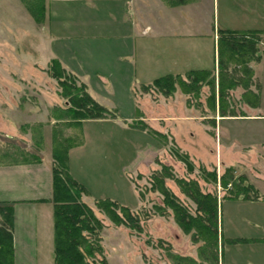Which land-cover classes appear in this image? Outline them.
<instances>
[{
	"label": "rangeland",
	"instance_id": "rangeland-1",
	"mask_svg": "<svg viewBox=\"0 0 264 264\" xmlns=\"http://www.w3.org/2000/svg\"><path fill=\"white\" fill-rule=\"evenodd\" d=\"M34 24L22 0H0V161L22 160L24 150L38 155L43 153L44 130L46 135L51 132V140L55 132L73 138L76 144L84 139L81 127L69 125L54 113V108H65L69 101L50 69L40 67L45 45ZM255 36L260 39L259 60L229 66L240 78L237 85L230 86L228 79L220 82L217 61L211 73L198 74L195 82L187 74L181 76V81L188 82L190 91L177 82L169 94L152 84L148 87L138 85L146 73L139 60L132 62L130 70L126 71L129 62L123 67L120 66L123 62L105 57L113 56L109 54L111 37L98 42L100 39L90 34L81 39L86 44L67 45L71 50L82 47L81 53L85 54L90 48L106 50L107 53L100 57L76 59L82 69L89 71L93 79L108 90L107 105L118 107L112 110L115 114H107V118L118 120L96 127L88 125L87 144L78 149L73 158L78 181L91 192L84 193L82 201L101 220L100 243L110 264H193L185 257L194 259V264H264V239H257L264 237V92L257 87L262 86L259 80L254 81V75L252 84L243 81L246 68H253L254 73L258 68L264 75L261 69L264 63L260 62L264 56V32ZM199 38L189 41V45H195L194 54L212 56L213 63L214 56H218L214 37ZM156 42V50L164 56H169L177 45L176 40L175 44L163 39ZM156 50L154 48V53ZM118 70L123 74L119 75ZM100 74L105 76L107 84ZM76 80L77 84L84 83L78 77ZM130 81L136 82L137 93L145 97V105L146 102L152 104L144 109L149 115H156L155 104L162 99L172 102L173 108L169 111L175 123L169 118L161 121V126L143 121L125 122L124 115L131 111L129 102L132 103L137 94L130 95ZM3 87L9 91L3 92ZM249 89L259 91L257 107L253 106ZM220 101L224 104L225 115L220 111ZM38 113L44 122L27 121ZM126 125L127 128L145 129L149 136L127 130ZM157 129H165V132ZM175 149L185 153L187 160L176 157ZM163 165L170 166L177 178L197 181L201 191L216 193L220 199L218 262L204 237L195 238L194 228L185 231L176 222L172 208L165 207L162 192L152 187L153 174L162 170ZM234 177L238 181L234 186L221 184ZM163 180L194 215L197 204L177 180L167 177ZM247 184L252 188L244 189ZM240 192H246L249 197L235 196ZM96 198H111L130 207L140 218V230L113 222L97 205ZM156 205L163 208L157 210Z\"/></svg>",
	"mask_w": 264,
	"mask_h": 264
},
{
	"label": "crops",
	"instance_id": "crops-1",
	"mask_svg": "<svg viewBox=\"0 0 264 264\" xmlns=\"http://www.w3.org/2000/svg\"><path fill=\"white\" fill-rule=\"evenodd\" d=\"M34 25L36 30H40L45 45V57L43 63H39L40 67L48 68L51 59L57 58L69 73L86 84L88 92L99 103L114 110L115 104L107 105L108 90L93 79L89 71L82 69L76 59L80 56L100 57L107 53L106 50L90 48L85 54L81 53L82 47L71 50L67 45L86 44L81 39L90 34H95L100 39L98 42L111 37L109 54L113 56L105 57L123 62L120 65L123 67L126 61L129 62L126 71L130 70L128 68L132 62L139 60L146 71L143 81L138 84L140 86L150 85L153 80L165 75L182 76L193 70L213 71L217 67V56H214L213 63L212 56H196L195 45H189L190 39H203L212 35L216 47L219 29L264 31V0H46L45 20L41 24L35 21ZM160 39L172 44L176 40L177 45L173 47L175 50L169 56L156 50V40ZM263 61L264 56L260 62L264 63ZM261 69L264 72V64H261ZM118 71L121 75L122 71ZM100 75L105 80V76ZM256 80L260 81L262 87L259 89L264 92V75L260 74L258 68H255L254 73V81ZM101 82L104 83L103 80ZM130 82L128 90L131 95L133 92L137 93V84ZM7 91L9 90H3ZM124 93L126 95L125 91ZM136 95L133 96V102H129L131 111L124 115L125 122L143 121L161 126V121L169 118L175 123L171 115L173 113L169 111L173 108L172 102L162 99L159 104H155L156 115L151 116L144 109L152 104L146 102L145 105V97L138 93ZM135 109L137 112L134 113ZM112 120L118 119L113 117L82 121L84 139L69 151V169L76 180L78 177L73 169L74 153L86 146L88 125L96 127L112 123ZM27 121L44 122V118L38 113ZM125 127L149 136L145 129ZM157 131L165 132V129ZM51 138V132L46 135L44 130L45 149L40 154L41 161H0V204H10L14 208V264H55ZM87 192L91 194L90 191ZM262 238L264 239H257Z\"/></svg>",
	"mask_w": 264,
	"mask_h": 264
},
{
	"label": "trees",
	"instance_id": "trees-1",
	"mask_svg": "<svg viewBox=\"0 0 264 264\" xmlns=\"http://www.w3.org/2000/svg\"><path fill=\"white\" fill-rule=\"evenodd\" d=\"M37 23H43L46 15L45 0H22ZM263 30H229L219 29L217 31V53L220 82L229 80V85L234 86L240 82V78L235 76L229 66L236 64H247L253 60H259L260 39L255 36L263 33ZM254 35V37H252ZM48 68L51 75L59 80L62 87V94L67 97L69 105L65 108H54L55 115L64 119V122L73 127H81L85 119L107 118V114H115L112 110L99 103L87 91L86 84L76 83V77L68 74V71L57 59H51ZM209 70H193L187 76L196 81L198 74H209ZM193 75V76H192ZM254 70L246 68L243 81L252 84ZM193 77V78H192ZM239 78V79H238ZM190 91L188 82L181 81V75H165L156 78L152 85L165 89L166 93L172 92L176 83ZM247 84L246 87H247ZM151 86L150 85H146ZM260 88V86H257ZM221 90V89H220ZM221 96H222V90ZM249 97L253 98V106L257 107L260 98L259 91L249 89ZM224 104L220 101V111L224 114ZM235 115V114H234ZM55 132V130H54ZM53 204H54V262L55 264H110L103 255V247L100 243L99 231L102 227L101 220L95 215L93 209L84 201L82 195L87 189L76 180L69 169V151L72 147L80 143H74L70 137H62L53 134ZM41 143V142H39ZM76 144V145H75ZM24 159H13L15 162H38L41 156L33 152L22 151ZM176 157L182 156L187 160L185 153H180L179 149L173 150ZM168 165H163L162 170L156 171L152 177V187L160 190L164 195L165 207L172 208L176 222L185 230L194 228L195 238L204 237L206 243L212 248V256L218 262L219 246V200L216 193L201 191L198 182L194 180H183L177 178ZM233 170V168H232ZM213 179L216 173H212ZM176 179L183 191L192 198L196 204V213L193 215L188 208L183 205L173 192L165 185L164 178ZM216 180V179H215ZM216 182V181H214ZM238 181L235 179L224 180L221 184L234 186ZM238 187V186H237ZM236 187V188H237ZM244 189H251V185L243 186ZM243 196L249 197L246 192H240ZM97 205L106 211L108 216L116 224H125L131 228L139 229L140 218L132 212L131 208L119 204L111 198H100ZM157 210L163 207L156 205ZM161 211V210H160ZM14 208L10 204H0V264H14ZM102 254V257H98ZM188 262H196L194 259L185 257ZM216 264V263H215Z\"/></svg>",
	"mask_w": 264,
	"mask_h": 264
}]
</instances>
